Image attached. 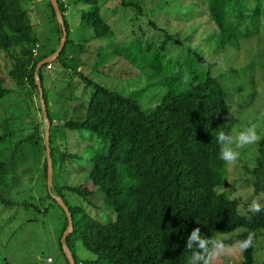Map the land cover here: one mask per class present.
<instances>
[{
	"label": "trees",
	"instance_id": "16d2710c",
	"mask_svg": "<svg viewBox=\"0 0 264 264\" xmlns=\"http://www.w3.org/2000/svg\"><path fill=\"white\" fill-rule=\"evenodd\" d=\"M56 1L67 32L66 42L56 58L37 69V64L56 49L49 53L38 52L40 44L28 9L20 0H0V50L9 53L13 59L7 74L0 73V98L9 93L11 89L5 86L10 83L37 89V73L50 128L52 119L48 114L41 68L44 65L51 67L53 61L68 65L62 57L68 42L65 6ZM81 1L96 4V0ZM117 1L124 9H132L135 18L144 13L137 0ZM260 1L206 0L205 14L216 27L219 46L229 43L237 46L239 38L258 32L260 21L256 16L261 9ZM50 7L56 21L51 3ZM80 18L92 29L93 39L104 37L110 31L97 5L82 11ZM246 19L242 27L241 23ZM149 23L163 31L155 22ZM58 30L59 41L62 35L59 23ZM163 34L157 46L161 56H164L168 41L172 40V35ZM35 47L36 53L33 51ZM182 58L176 57L173 63L166 65L150 63L151 71L161 76L160 86L166 91L160 96L159 103L148 109H143L135 97L111 90L80 70L74 71L87 86H92L93 91L84 118L68 120L64 126L88 129L92 134L108 139L109 145L106 153L93 155L88 183L64 185L58 192L66 189L91 200L98 194L115 214L114 219L101 221L90 216L81 206H70L62 199L72 218L73 230L65 242L75 264L78 260L73 246L78 242L94 254L95 258L89 260V264H188L190 252L184 246L195 227L207 237L233 232L232 239L225 242L227 244L244 239L249 232L254 233L253 246L242 252L238 262L254 264L255 243L264 230V212L254 215L249 223L238 212L239 200L220 191L226 182L227 164L219 158L216 136L219 131L232 134L239 119L227 103V90L218 77L192 70L193 62H204L205 58L191 49L187 50L184 62ZM49 147L52 158L54 148L50 129ZM7 168L0 160V188L6 185ZM43 169L45 180L46 159ZM251 173L253 193L264 194V137L258 142L256 163ZM80 212L75 223L74 217ZM65 218L58 237L62 252L60 239L67 227Z\"/></svg>",
	"mask_w": 264,
	"mask_h": 264
},
{
	"label": "rangeland",
	"instance_id": "374dc122",
	"mask_svg": "<svg viewBox=\"0 0 264 264\" xmlns=\"http://www.w3.org/2000/svg\"><path fill=\"white\" fill-rule=\"evenodd\" d=\"M20 1L29 11L40 44L38 52L57 50L61 36L58 41V22L54 20L50 1ZM137 1L144 13L135 18L134 11L119 6L117 0H96V4L58 0L65 6L68 42L62 57L68 65L53 61L51 67L41 68L48 114L52 119L49 129L54 154L50 188L47 176L44 180L43 175L46 120L38 89L17 87L15 83L5 86L11 90L0 98V160L8 167L6 185L0 188V264H66L58 240L66 214L53 196L60 195L68 205L81 206L101 221L115 217L98 194L91 200L66 189L58 192L64 185L88 183L93 155L106 153L109 145L108 139L88 129L64 126L68 120L84 118L93 91L92 86L79 79L75 70L111 90L135 97L143 109H148L158 104L166 91L160 86L161 76L151 71L150 63L171 64L176 57H183L184 62L187 50L191 49L205 58L204 62H193L192 70L218 77L227 90V103L239 119L232 134L254 124L264 137V95L257 91L264 88V0L260 1L261 9L256 16L260 21L258 32L239 38L237 46L229 43L224 47L219 46L216 27L205 14L206 0ZM94 5L110 26L106 36L96 39L92 38V29L80 18L82 11ZM246 22L247 19L241 26ZM163 33L172 35V40L161 56L157 46ZM12 65L11 55L0 50V73L7 74ZM31 135L34 138H29ZM257 148L258 143L241 150L236 164H227L226 182L220 188L229 193L230 198L239 200V213L252 197L264 203V194H254L252 186L251 170L256 163ZM123 181L126 183V179ZM81 213L75 215V223ZM220 235L223 234L216 233L215 237ZM73 252L78 264H89V260L95 258L79 242L73 246ZM49 257L52 262H47ZM241 257V252L233 250L214 259L213 264H238ZM254 264H264V230L255 243Z\"/></svg>",
	"mask_w": 264,
	"mask_h": 264
},
{
	"label": "clouds",
	"instance_id": "9594fccd",
	"mask_svg": "<svg viewBox=\"0 0 264 264\" xmlns=\"http://www.w3.org/2000/svg\"><path fill=\"white\" fill-rule=\"evenodd\" d=\"M257 91L264 95V88H258ZM261 139L254 124L245 126L235 134L219 131L216 136L219 158L226 164L234 165L240 157L241 150L257 144ZM261 212H264V203H261L260 198L252 197L240 215L250 223L253 216ZM231 239L232 237L227 234L216 237L203 236L199 227L193 228L184 246L190 252L188 264H213L214 259L233 250L242 253L253 246L254 233L249 232L244 239H237L233 244L225 243Z\"/></svg>",
	"mask_w": 264,
	"mask_h": 264
},
{
	"label": "water",
	"instance_id": "95a60500",
	"mask_svg": "<svg viewBox=\"0 0 264 264\" xmlns=\"http://www.w3.org/2000/svg\"><path fill=\"white\" fill-rule=\"evenodd\" d=\"M54 12H55V16L57 19V22L61 25V30H62V35H61V40H60V44L58 49L56 50V52H54L53 54L47 56L46 58L42 59L38 64H37V69L39 66H41L44 63L50 62L51 60H53L54 58H56L60 52L62 51L65 42H66V37H67V32H66V28L64 27V21L61 15V12L59 10L58 7V3L56 0H49ZM35 82L37 85V89H38V93H39V102H40V106H41V110L44 114L45 120H46V127H45V148H46V160H47V184L50 188L51 183H52V172H53V165H52V159H51V153H50V147H49V128H50V121L49 118L47 117V111H46V106H45V102H44V98H43V90L41 87V83L39 80V77L37 76V73L35 74ZM54 199L56 200V202L61 206V208L64 210L66 217H67V227L64 230L62 237L60 239L61 241V247L62 250L69 262V264H75L74 258L72 256V253L70 251V249L68 248V245L65 242L66 237L69 235V233L73 230V224H72V218H71V214L70 211L68 209V207L66 206V204L64 203V201L62 200V198H60L59 196H53Z\"/></svg>",
	"mask_w": 264,
	"mask_h": 264
},
{
	"label": "built area",
	"instance_id": "2783aa9c",
	"mask_svg": "<svg viewBox=\"0 0 264 264\" xmlns=\"http://www.w3.org/2000/svg\"><path fill=\"white\" fill-rule=\"evenodd\" d=\"M34 53H36V47L34 48ZM49 67V66H48ZM47 262H52V259L49 257L48 259H47Z\"/></svg>",
	"mask_w": 264,
	"mask_h": 264
}]
</instances>
